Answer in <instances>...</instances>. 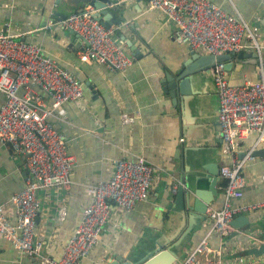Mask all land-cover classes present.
I'll return each mask as SVG.
<instances>
[{"label":"crops","instance_id":"1","mask_svg":"<svg viewBox=\"0 0 264 264\" xmlns=\"http://www.w3.org/2000/svg\"><path fill=\"white\" fill-rule=\"evenodd\" d=\"M211 1L228 12L240 14L251 24L257 19V11L264 9L261 0ZM81 8V3L63 7L60 0H0V32L6 31L19 40L38 45L44 55L51 57L82 85L80 101H67L61 105L60 114L48 117L64 137L65 147L74 162L69 169L70 184L67 188L53 187L47 193L39 190L36 194L39 207L35 237L40 241V254L59 256L79 220L82 207L90 201L89 188L110 178L112 159L142 158L153 165L147 199L134 203L129 211L111 207V217L99 239L89 254L76 263L98 264L107 250L124 255L142 232L165 234L169 232L165 223H170L171 228L175 225L174 219L167 220L169 199L166 196L176 184L169 179V168L176 163L173 152L179 146L182 133L177 113L169 109V103L163 99L158 78L163 70L173 69L189 56L187 44H177L172 40L176 25L166 14L159 9L148 8L144 0H121L119 9L114 11L121 19L118 24L111 25L117 28L112 37L123 45L130 65L124 72H117L94 62H81L76 59L75 53L82 48V40L74 31L62 28L58 23L62 16L55 15L57 12L65 16ZM126 40L139 54L132 52ZM135 56L138 58L135 59ZM257 69V65L249 63H243L237 71L231 68L227 72L229 81L237 84L245 77L255 79ZM205 80L209 91L203 94V99L210 106L216 122V96L210 91V76ZM3 99L0 92V104ZM122 114L132 117L136 114V117L132 122L123 123ZM215 126L204 123L203 130L204 135L213 140L215 151H211V155L219 166L223 158L219 153L220 138ZM255 137V133H250L243 141L244 146L252 144ZM258 146L264 147V139ZM242 175V199L237 203L264 198V153L247 163ZM25 176V157L12 154L7 144L0 143V203L6 206L10 196L22 189ZM223 184L219 177L214 186L215 195L206 207L221 206ZM60 206H64L65 214L62 220H57L55 214ZM6 212L13 218L10 207L7 206ZM240 217H245L247 222L240 223L238 227L232 224L233 231L221 240L227 244L223 254L225 264H253L250 251L260 244L240 232H252L259 238L264 233V227L248 226L258 220L263 221L264 210L242 212L235 215L232 221L236 222ZM208 227L204 216L189 247L206 234ZM207 239L211 246H217L218 236L215 233L208 234ZM33 261H37L36 258L18 254L8 241L0 237V264H33Z\"/></svg>","mask_w":264,"mask_h":264},{"label":"built area","instance_id":"2","mask_svg":"<svg viewBox=\"0 0 264 264\" xmlns=\"http://www.w3.org/2000/svg\"><path fill=\"white\" fill-rule=\"evenodd\" d=\"M144 4L161 10L175 23L172 40L177 44H188L214 57L240 51L254 52L256 56L257 78L245 77L237 84L230 83L222 62L215 61L209 68L217 102L219 153L223 158L218 166L219 177L224 181L222 202L219 208H205L209 226L206 234L171 262L225 264L223 254L227 244L221 240L233 231L232 218L242 212L264 210V198L237 203L242 199L243 168L254 159L253 150L264 139V42L240 14L228 12L211 0H144ZM92 12V7L86 4L58 21L62 28L74 31L83 42L75 53L76 59L124 72L131 61L121 42L112 37L117 28H105ZM0 92L4 97L0 104V143L7 144L12 154L23 155L26 168L22 189L10 196L6 206L0 203V237L18 254L36 258L38 264H76L89 254L99 239L111 217V207L129 211L134 203L147 199L153 165L142 158L112 159L110 178L89 188L90 201L82 207L79 220L59 256L40 254V241L35 237L39 207L36 194L39 190L47 193L53 187L67 188L69 169L74 162L65 147L64 137L48 117L60 114L63 103L80 101L82 85L44 55L38 45L19 40L5 31L0 32ZM135 117L136 114L133 117L122 114L121 121L129 123ZM250 133H255L256 137L252 144L244 146L243 141ZM240 152H243L241 156ZM7 206L13 218L7 215ZM64 214L65 208L60 206L55 217L62 220ZM212 232L218 236L217 246L208 242V234ZM240 233L256 244L264 243V239L252 232ZM251 260L253 264H260L264 262V254Z\"/></svg>","mask_w":264,"mask_h":264},{"label":"water","instance_id":"3","mask_svg":"<svg viewBox=\"0 0 264 264\" xmlns=\"http://www.w3.org/2000/svg\"><path fill=\"white\" fill-rule=\"evenodd\" d=\"M120 2L121 0H60L63 7L70 3H81L82 7L86 4L90 5L93 9V17L105 28L119 23L121 16L115 15L114 11L119 9ZM261 2L264 4V0ZM110 3H114L113 6ZM55 15L64 17L57 12ZM251 25L255 28L259 40L264 42L263 8L257 11V19ZM126 44L130 46L134 54H139L131 47L128 40ZM186 49L189 59L181 61L171 70H163L158 78L163 99L169 103L168 108L174 109L177 113L182 133L179 146L173 152L176 163L169 168V179L176 181V184L174 190L166 196L169 199L166 205L169 212L167 220L174 219L175 225L171 228L170 223H165L169 226V232L165 234L149 235L146 231L142 232L133 247L124 255L113 254L112 250H107L98 264H171L182 256L191 244L192 236L199 230L200 223L204 220L203 213L206 205L215 195L214 186L219 178V167L213 161V154L211 155V151H215L213 140L204 135L203 125L204 123L216 125L217 130L218 126L210 106L203 99V94L209 91L205 78L210 76L209 68L215 61L222 62L224 70L229 72L231 68L239 70L243 63L257 65V60L254 52L240 51L236 54L227 52L214 57L211 54H199L188 44ZM136 58L138 57L135 56ZM262 64L264 65V62ZM86 85L88 86L87 83ZM209 86L214 94L211 81ZM263 153L264 147L258 146L254 148L252 154L258 157ZM242 154L243 152L239 153L240 156ZM208 158L210 160H207ZM246 222L245 217H240L236 222L231 220L230 225L238 227L240 223ZM248 226L249 228L264 227V220H258ZM261 238L264 239V233ZM250 252L255 258L263 255L264 243ZM33 264L38 263L33 261Z\"/></svg>","mask_w":264,"mask_h":264},{"label":"clouds","instance_id":"4","mask_svg":"<svg viewBox=\"0 0 264 264\" xmlns=\"http://www.w3.org/2000/svg\"><path fill=\"white\" fill-rule=\"evenodd\" d=\"M37 262V261H36ZM38 263V262H37Z\"/></svg>","mask_w":264,"mask_h":264}]
</instances>
